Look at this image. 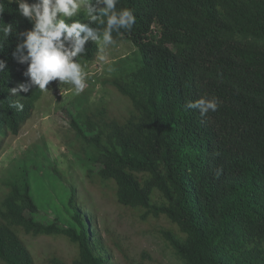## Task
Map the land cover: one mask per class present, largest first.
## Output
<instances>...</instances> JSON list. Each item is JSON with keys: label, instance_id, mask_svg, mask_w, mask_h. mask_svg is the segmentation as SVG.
Segmentation results:
<instances>
[{"label": "trees", "instance_id": "obj_1", "mask_svg": "<svg viewBox=\"0 0 264 264\" xmlns=\"http://www.w3.org/2000/svg\"><path fill=\"white\" fill-rule=\"evenodd\" d=\"M17 7L3 0L0 8V27L11 24L14 33H0L8 65L0 72V139L19 135L44 93L9 92L28 82L27 65L12 53L15 32L32 25ZM117 8L132 9L137 22L113 37L136 52L99 87L109 85L128 110L117 116L93 106L90 87L68 112L87 177L114 185L117 202L140 210L142 220H164L158 233L182 264H264V0H120ZM74 19L87 22L83 13ZM86 48L77 58L83 67L100 53L92 41ZM204 97L218 98L216 112L185 107ZM40 166L29 161L0 179L7 190L0 264H37L23 236L64 237L76 247L73 258L48 264H109L74 185L62 209L49 207L59 216H41L33 188Z\"/></svg>", "mask_w": 264, "mask_h": 264}, {"label": "rangeland", "instance_id": "obj_2", "mask_svg": "<svg viewBox=\"0 0 264 264\" xmlns=\"http://www.w3.org/2000/svg\"><path fill=\"white\" fill-rule=\"evenodd\" d=\"M154 30L156 33L157 29ZM101 47L103 51L90 65L83 67L87 73L88 88L76 94L72 85H59L57 81L44 91L31 120L19 135L0 139V179L29 161L38 162L44 169L40 166V174L33 175V188L38 191L35 198L42 208L41 216L48 219L59 216L53 209L66 202L67 193L74 185L80 202L93 219V230L110 257L109 264H182L175 259L158 233L166 226V222L142 220L140 210L121 206L117 202L114 185L109 186V183H100L95 177H87L86 169L76 155L78 148L71 144L73 133L68 112L73 111L70 108L74 105L73 101L86 94L90 87L96 89L91 96L93 106H104L117 116L124 115L128 110V103L115 90L109 85L99 87V84L103 76L113 74L118 61L133 57L136 48L127 41ZM100 55L106 59L101 60ZM53 169H57L64 180L51 177L48 173H53ZM6 192V187L0 182V197ZM23 238L37 264H48V260L55 256L71 259L76 255V247L64 237Z\"/></svg>", "mask_w": 264, "mask_h": 264}, {"label": "clouds", "instance_id": "obj_3", "mask_svg": "<svg viewBox=\"0 0 264 264\" xmlns=\"http://www.w3.org/2000/svg\"><path fill=\"white\" fill-rule=\"evenodd\" d=\"M17 4V12L32 27L24 31H16L17 40L13 58L21 65H27L24 72L27 83H19L10 88L12 96L21 92L28 93L38 87L41 91L49 89V85L58 81L70 84L76 94L82 93L88 86L87 73L77 59L87 53L89 41L103 47L116 43L113 33L119 34L121 29L131 31L137 22L134 11L130 8L118 9L120 0H12ZM3 0H0V8ZM2 13V12H0ZM83 13L87 22L74 19ZM93 25H97L93 27ZM4 38L14 35L13 25L0 27ZM101 60L106 59L100 55ZM8 67L4 59H0V72ZM13 107L22 111L24 105L17 101ZM187 109H198L201 115L209 111L216 112L219 107L218 98H200L188 101Z\"/></svg>", "mask_w": 264, "mask_h": 264}]
</instances>
